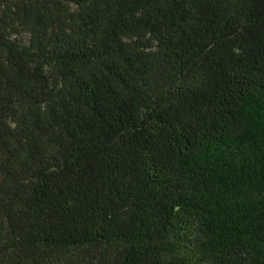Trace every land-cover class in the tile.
<instances>
[{
	"label": "trees",
	"instance_id": "16d2710c",
	"mask_svg": "<svg viewBox=\"0 0 264 264\" xmlns=\"http://www.w3.org/2000/svg\"><path fill=\"white\" fill-rule=\"evenodd\" d=\"M0 264H264V0H0Z\"/></svg>",
	"mask_w": 264,
	"mask_h": 264
}]
</instances>
